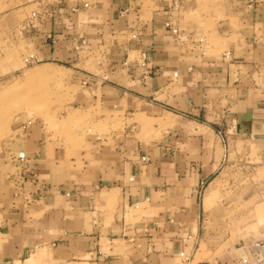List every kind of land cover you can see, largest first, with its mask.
Segmentation results:
<instances>
[{"label":"crops","instance_id":"crops-1","mask_svg":"<svg viewBox=\"0 0 264 264\" xmlns=\"http://www.w3.org/2000/svg\"><path fill=\"white\" fill-rule=\"evenodd\" d=\"M30 32L42 60L77 68L84 123L177 113L208 148L220 120L264 157V0H61ZM166 142L17 123L0 143V264H264L261 242L203 251L213 154L177 163Z\"/></svg>","mask_w":264,"mask_h":264},{"label":"rangeland","instance_id":"rangeland-1","mask_svg":"<svg viewBox=\"0 0 264 264\" xmlns=\"http://www.w3.org/2000/svg\"><path fill=\"white\" fill-rule=\"evenodd\" d=\"M60 1L0 0V143L17 123H31L58 136L130 133L148 144L150 152L167 139V148L177 163L179 159L186 161L188 151L200 159L206 148L213 157L203 161L212 160L217 169L198 190L201 248L216 257L243 242L264 243V157H260L259 147L248 138H240L230 125L220 120L214 125L222 138L217 143L219 156L216 140H210L207 148L204 136L193 130V120L177 113L114 114L108 124L91 126L71 108L77 95L71 72L77 68L42 60L30 32L40 23L45 7ZM94 53L100 57L105 52ZM92 56L96 57L89 54ZM142 60L123 69L140 70L144 68ZM87 65L90 71L96 67L94 62ZM197 123L204 125L206 121L199 117ZM152 155L156 157L155 152Z\"/></svg>","mask_w":264,"mask_h":264},{"label":"built area","instance_id":"built-area-1","mask_svg":"<svg viewBox=\"0 0 264 264\" xmlns=\"http://www.w3.org/2000/svg\"><path fill=\"white\" fill-rule=\"evenodd\" d=\"M173 32H175V31H173Z\"/></svg>","mask_w":264,"mask_h":264}]
</instances>
